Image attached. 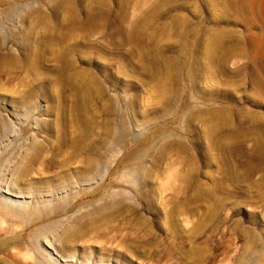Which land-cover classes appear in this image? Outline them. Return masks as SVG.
I'll use <instances>...</instances> for the list:
<instances>
[{
  "label": "rangeland",
  "instance_id": "1",
  "mask_svg": "<svg viewBox=\"0 0 264 264\" xmlns=\"http://www.w3.org/2000/svg\"><path fill=\"white\" fill-rule=\"evenodd\" d=\"M223 1L178 0L177 7H173L148 0L147 7L152 4L159 7L151 16L154 21L149 19L142 24L138 32L141 37L137 34L134 40L129 39V33L142 12L148 11L147 7L141 10L139 5L144 0H132L131 6L124 7L120 6V0H10L0 5V41H7L6 49H0V79L9 88L14 86L19 92L15 96H33L32 103H21L15 108L10 102L11 90L0 89V199L15 203L16 207H27L31 212L41 210L45 216L38 220L32 218V222L31 218L22 216L23 220L0 214V264H39L43 255L56 264H235L236 259L243 256L247 239L259 236L263 240L264 201L260 196L264 189L255 184L263 178L264 172H255L247 157L236 151L229 150L225 156L216 149L211 152V141L205 131L213 114L208 116V110L190 119L185 110L186 106L202 111L227 104L234 116L243 111L264 116V98L253 88L252 78L242 77L235 87L227 85L224 75L215 69V81L210 77L212 71L203 53L211 27H224L239 35L229 40V46L236 45L237 39H249L251 32L260 34L261 28L264 29V24L253 19L251 32L248 31L245 20L225 10ZM86 5H98L94 20L88 17ZM248 11L253 13L250 8ZM225 14L230 16L229 21ZM125 17L126 23L123 22ZM78 23L84 29L73 32V25L79 26ZM161 28H166V34L162 31L164 36ZM183 32L187 33L184 39L181 38ZM51 44L57 53L51 50ZM77 44L88 54L75 53L79 71L86 69L95 82L106 89L104 98L96 94L88 97V114L94 119L92 140L110 145H102L98 156L90 158L83 154L77 163L70 162L67 166L63 161L69 149L63 145L60 135L67 130L74 136L75 128L70 125L76 113L74 95L65 87L67 84L61 83L63 74L55 71L65 67L57 60L58 55L68 46ZM141 46L160 50L152 54L158 63L153 70H168L170 76L175 72L173 56L179 54L181 57H178L183 58L182 75L173 77L167 85L169 96L175 100L174 107L162 105L156 76L134 68L140 64ZM31 47L36 49L33 57L41 75L35 72L33 75L28 69L26 60ZM256 47L263 55L264 64V43L257 40ZM254 54L234 58L228 69L236 71L247 65L264 77L263 70L254 65ZM189 71L195 74L193 79ZM215 92L216 101L210 102ZM109 98L116 101L113 111L107 108ZM107 101L109 105L105 104ZM233 115L228 121L230 127L235 126ZM213 120L219 123L221 133L227 131L223 118L215 116ZM117 124L119 129L127 126L129 137L124 142L113 141L108 135ZM252 146L248 143L246 148L251 150ZM207 151L210 154H206ZM96 158L102 161L92 172V179L85 184L78 181L86 176L82 172L86 162L96 161ZM228 164L233 168L232 173H240L236 174L234 183L224 180ZM23 168L26 175L19 174ZM131 173L139 181L138 192L132 186ZM184 174L193 177L190 183L183 185L180 176ZM215 182L225 185L232 194L226 209H222L215 222L206 226L201 234L195 235L189 230L194 223L207 221L211 205L207 201L196 202L194 214L183 213L177 218L184 233H172V221L167 215L186 200L196 185L211 187ZM57 184L63 187L57 189ZM15 185L25 188L32 197L8 194V189H17ZM119 190L130 193L129 199L122 201V198L117 205L108 204L100 215L98 210L107 204L108 193ZM56 208L61 210L55 212ZM12 222L18 224L13 227ZM236 225L241 229H236ZM65 253L76 254V257L68 259ZM190 254L194 256L193 261ZM260 264H264V258Z\"/></svg>",
  "mask_w": 264,
  "mask_h": 264
},
{
  "label": "bare ground",
  "instance_id": "2",
  "mask_svg": "<svg viewBox=\"0 0 264 264\" xmlns=\"http://www.w3.org/2000/svg\"><path fill=\"white\" fill-rule=\"evenodd\" d=\"M121 1L122 0H120V2ZM9 2H10V0H0V5L7 4ZM131 2H132V0H124V1L121 2L120 6L124 7L126 4L131 6ZM177 2H178V0H158L159 4H164V3L172 4V5H174L173 7H177V5H176ZM147 4H148V0H144L143 3H140L139 5H141V7H142L141 10L145 9L147 7ZM159 4H152V5L148 6L147 7L148 11L147 12L143 11L142 14L140 15V18H138L136 20L137 22L135 21L136 22L135 24L133 22L134 25L131 26L130 33L128 32L130 34L129 35V39H132V38H133V40L136 39L135 36L137 34H138L137 36L141 37L140 36L141 34L138 33L139 31H141L140 30L141 29L140 27H142L141 25L146 23V22H148L149 19L150 20L152 19L151 21H154V18H152L151 16L158 9V7H159L158 5ZM222 5H223L225 10H227L229 12H234L236 16L238 15L239 17H241V19H243V21L245 20L246 24L249 27L248 31H250V32H251V29H252L251 28V26H252V22L251 21L253 19L254 20H258L260 24H264V16H263L264 0H224L222 2ZM93 6L94 5H89L86 8L87 15L91 19H92V17L94 15H96V13L99 12V11L97 12L98 8L96 9V7L98 5L96 7L95 6L93 7ZM208 6H209V4H208ZM249 8H250V10L253 11V13H250L248 11ZM100 11H102V10H100ZM224 13H227V12H224ZM224 17H225L226 20L229 21V19H230L229 17L230 16L227 17V14H225ZM182 19H184V18H182ZM92 20H94V19H92ZM61 21H63V20H61ZM151 21H149V23ZM123 22L124 23L127 22V17H125L123 19ZM181 24L184 25L183 22ZM221 26H222V24H221ZM163 27H167V26H163ZM82 28H83V25L79 24V26H76V27L73 25L72 29H73V32H75L76 30H80ZM210 29H211L210 30V37H209V39H208V41L206 43V46H205L206 49H205L203 54L205 55V57L207 59V62H208V65H209V68L212 71V72L210 71L212 73L211 76H210L211 79H213V81H215L214 78H215V73L216 72L213 71L214 69L216 71L220 72L221 75H224V77L226 78V84L227 85H232V86H235L236 84L238 85L239 81L242 80V77H244V76L247 77L248 76V77L252 78V82H253L252 86L257 91V93L259 94V97L260 98H264V77L263 76H260L253 68H251L250 66H247V65L239 67L236 71H231V70L228 69V66L230 65L231 61L234 58H244L246 56H249V54H251V53H255L254 54V58H253L254 65L256 67H258V68H261L263 70V72H264V64L262 62L263 60H261L263 55H262L261 51L259 49H257V47H256V41L257 40L261 41L262 43H264V29L261 28V30H260V34L261 35L251 32L250 36H249V39H247V40L246 39L245 40L244 39H237V44L236 45L234 44V45H231V46H229V44H228V42H230L229 40H232L234 38H238L239 37V35H237L233 30H228L227 31L224 27H220V26H217L216 28L213 27V29L211 27ZM165 30H166V28H161L160 32H162V31L165 32ZM169 31L171 33L170 29H169ZM181 32H182V29H181ZM123 33H125V31ZM162 34H163V32H162ZM165 34H166V32H165ZM165 34H163L162 36H164ZM168 34H167V37H168ZM185 34H187V33H185V32L182 33V35H181L182 39L185 38ZM126 36H128V35H126ZM139 37H137V38H139ZM131 43H132V41H131ZM226 43L228 44L227 46H229V47L226 46ZM134 45H135V43H134ZM145 45H147V44H145ZM5 46H7V41H3V42L0 41V49L5 48ZM149 46H147V47L141 46L140 47V50H139L140 52L138 54L139 60H140V64L138 63L139 66L136 65L137 67H134V66L133 67L137 71H141V72H144V74H148V75L153 76V77L156 76V78H158L159 81H158V84H157V88L160 91L161 103L165 107L172 108V107L175 106V100H174V98H171L169 96V94H168L169 93L168 92V86L167 85L171 82V79H173V77L174 78L175 77L180 78V75H182L181 71H182V68L184 66V61L182 60L183 58L182 59L179 58L178 57V56H180L179 54L176 57L173 56L174 58L172 60L174 61L173 65H174L175 72H173L174 76H172L173 74L170 76L169 73H168V70H167V72L164 71V69H162L161 72H159L156 69L153 70L158 63H157L156 59L152 57V54H153V52H158L159 53L160 50L159 49H154L152 47L149 48ZM152 46H154V45H152ZM82 47H80L78 44L76 46L72 45V46H68V48H66L65 51L61 52L58 55L57 60L59 59L60 62H63V64H61V63L60 64L63 65V66L65 64V67L64 68H60L59 72L57 70L55 71V72H57L59 74H63V77H62L63 81H61V83H64V85L67 84L65 87L70 88V90L73 92V95H74V98L72 97L74 99L73 100L74 101L73 108H74V110L76 112V113H74L75 116L73 118H71V120H70L71 127L75 128L74 136L71 137L69 135V133L66 132L67 130L66 131L65 130L61 131V135L59 134L60 137L62 138L63 145L66 148L69 149V150L67 149L68 150L67 154L66 155L64 154L65 155L64 156V161H63L64 165L70 164V162L71 163H74V162L77 163V161H79V158H81V156L83 154H86V156H87V154L90 155V158H92L91 155L98 156V154L102 153V151H101L102 148H103L102 145L104 146V145H108L109 144L107 142H106L107 143L106 144L105 142L99 143V142H95L94 140H92V138L94 136V123H93L94 119L92 118L93 115L91 117V116H89L91 114H88V111H89L88 110L89 109L88 105L90 104L89 103L90 100H89L88 97L93 95V94H96V96L99 97L100 99L104 98L106 89H104L101 86V84L99 85L97 82H95V80L91 77V75H89V72L87 73L85 71L86 69L84 70V68H83V69H81V71H79V68L76 66V61H75L74 55H75V53L77 51L79 53H81L82 56L88 55L84 51L85 49L83 50L84 47L83 48ZM90 48L92 50V47H90ZM90 48H89V50H90ZM51 50L53 52L57 53L56 50L54 49V45L53 44H51ZM35 54H36L35 47H31L30 55H29L28 59L26 60V62H27V65H28V69L32 71L31 72L32 74L35 72L36 74L41 75L42 73L39 70L40 66L38 68L37 60L33 57V55H35ZM2 58L5 59V56L2 57ZM139 60H138V62H139ZM125 71H126V69H125ZM43 72H45V71H43ZM27 73H30V72L28 71ZM188 75H189V77L191 79H193V77L195 76V74L192 71H189ZM5 77H7V76H5ZM44 78H45V76H44ZM15 79H16V77H15ZM17 80L18 79H16V81ZM20 81L22 82L21 78H20ZM1 82H2V78L0 79V89L7 91V89L9 87L6 86L3 82L2 83ZM12 83L13 82L11 81L10 85ZM23 83H24V81H23ZM23 83H22V85H23ZM14 85H15V83H14ZM5 87H8V88H5ZM9 89L11 90V93H12L10 102H12V104H13V106H15V108L18 107L21 103H32L33 102L32 94H25L23 96L21 94V98H20V96L19 97L15 96L19 92H17L14 89V86L12 87V89H14V91H16V92H14L11 88H9ZM9 89H8V91H9ZM215 94H216V92L211 95V99L209 100L210 102L211 101H213V102L216 101V99H215L216 95ZM108 101L110 102V105L108 104ZM108 101L105 104L106 105L108 104L109 106H107V108H110V109H112L111 111H113V109L115 108V105H116V101L114 99H112V98H109ZM259 102L261 103V101H259ZM87 107H88V109H87ZM185 110H186V114H188L187 115L188 118L190 117V119L193 118V117H197L196 115H198V114H200V113H202L204 111L207 112L208 110H209V115L208 116H211V113L213 114V117H209L211 119L210 120L211 122L207 124L208 128L205 131L206 137L209 139V141H211L210 151H211V149H214V150L216 149V150L219 151L218 153L222 154L223 156L227 155L226 153H228L229 150H233V152L236 151L238 153H241V155H245L247 157L249 165L252 167V169L255 172L256 171L264 172V116L262 114H259L258 112L255 113V112H251V111L250 112L249 111H243L242 114L241 113H239V114L237 113V115L234 116L232 114L231 108L227 104H222V105H219V106H216V107H211L210 106L209 108H207L205 110H202V111L200 109L192 110L190 107L188 108L186 106ZM114 111H116V110H114ZM232 115L235 118V126L230 127L228 121H229L230 117H232ZM215 116L218 117V118H220V117L223 118L224 124L227 125V131L225 129V131H226L225 133H221L222 131H221V128L219 126V123L215 122L213 120V118H215ZM58 120H60V117H59ZM246 122H248L249 125H246V127H245L244 124ZM126 127L127 126H124L123 129L122 128L119 129L118 128V124H117L116 127L114 126V128L109 131L108 135H110V138L113 141L118 140V141H123L124 142V141H126V138L129 137L128 134H127ZM219 133L224 134V135L222 136L220 134V136H219ZM111 139H110V142H111ZM208 139H207V141H208ZM248 143L253 144L251 150H248L246 148V145ZM207 144H206V146H207ZM146 149H148V148H146ZM214 153H216V152H214ZM238 153H235V154H238ZM132 154H133V152H132ZM206 154H210V152L207 151ZM137 155H138V153H137ZM139 156H140V154H139ZM97 158H96V161H94L92 159H89L86 162L85 167L82 170V172H84L86 174V176L82 177V178H79L78 181H81V182H83V184H85L86 182H89L92 179V175H91L92 172L99 168V166L101 165L100 163L102 161V160H99V159L98 160L100 162L97 161ZM99 158H101V157H99ZM222 158H224V157H222ZM208 164H210V163H208ZM250 166H248V167L250 168V171H251V167ZM25 167H27V166L24 165V168ZM24 168L19 171V174L20 173H24ZM25 170H27V169H25ZM232 170H233V168L228 164L227 167H226L225 173H224V175L226 176L227 179L224 178V180L225 181L227 180V181H230V182L232 181L234 183V181L236 182V174H238V173L234 174V173H232ZM80 171L81 170H79L78 172H80ZM254 173L252 172V174H254ZM252 174H250V175L252 176ZM129 175H132L131 183H132L133 188L136 189V191H137V189H138V187H137L138 179H137V177H135V174H133V173H131ZM190 175H192V174H190ZM190 175L187 174V176H186L184 174V175L180 176V179L184 182L183 185L186 184V183L188 184V182L190 183L192 181V177L193 176H190ZM22 181H23V179H22ZM195 181H197V180H195ZM73 183H75V182H73ZM195 184H198V183H195ZM78 185H80V184H78ZM139 185H140V183H139ZM199 185L200 184L196 185L194 187V189L192 187L189 192H191L192 189H193V191H192L191 194L188 195L187 198H185L186 200L178 203L177 207H175L174 210L171 211V213L169 215H167L168 218L172 221L171 222L172 227H170L172 233L177 234V235H181L182 233H184V230L182 228L183 225H182L181 221H179L177 218L183 213H189V215L190 214L191 215L194 214L195 208H194L193 205L196 202L207 201V203L211 202V205L208 208L209 209L208 210L209 211V215H208L209 217H208L207 221L205 220V222L194 223V226L189 230V232L195 233V235H197L196 233L201 234V232L204 231L206 226H208L211 223L215 222V220L217 219L218 213L222 209H224V208L226 209V206H227L228 201L230 200L232 194H231V192H228L229 190L228 191L226 190V187H224L225 185H222V184H219V183H216V182L213 183V185L211 187L210 186L204 187V186H202V184L200 186ZM60 187H63V186H59L58 185L57 189H59ZM64 187H66V186H64ZM185 187L187 188V186H185ZM255 187L264 189V174H263V178L259 182H257L255 184ZM16 188H17L16 190L8 189V194H10L13 197H19V198H31L32 197V195H30L31 193H28L27 191H25V188H22L20 185L16 186ZM69 189H70V187H69ZM114 192L115 191H113L112 193L109 192L110 194L108 193V196H107L108 198L106 199V201H108L107 204L106 203L105 204L102 203L103 205L98 210V213H100V215H102L105 212L106 207H107L108 204L117 205L118 202L120 201V199L123 198L122 201H124V199H126V200L129 199L130 193L128 194V192H126V191H120L119 190V191H116L115 193ZM139 193H140V191H139ZM104 195L106 196V194H104ZM241 196H243V195H241ZM240 199H242V198H240ZM260 199L262 201H264V192L260 196ZM247 201H249V199H247ZM14 204L13 203H9L7 201H3V200L0 199V214H2V215L3 214H5V215L8 214V215H10L12 217H22L23 216V217L31 218V220H32V218L37 219V220L45 218V216L43 215L44 213L41 210L35 209V211L31 212V211H29V209L27 207L23 206V207L20 208V207L14 206ZM58 209H60V208H56V209H54V211L57 212ZM12 217H9V218L14 219ZM23 217H22V219L24 220ZM15 219H17V218H15ZM169 219H167V221ZM25 221H28V220H25ZM29 221H30V219H29ZM14 222L16 223V221H14ZM32 222H33V220H32ZM223 222L224 221H222V223ZM168 223H169V221H168ZM12 224H13V227H15L18 224V222H17V224H14L12 222ZM12 224H11V226H12ZM54 224H56V222ZM58 225H59V223H58ZM51 226H53V225H51ZM234 226H235V224H234ZM209 227H211V226H209ZM238 228L241 229L239 227V225H236V229H238ZM51 230H52V227H51ZM242 233L244 234L245 231H243ZM249 234L247 233L248 236H249ZM250 236L252 237L253 235H250ZM185 237H186V235H185ZM244 238H245V236H244ZM246 241L247 242L244 245V250H243L244 253L242 254L243 256L238 257L236 259V261H235V264H260L263 261V258H264V238L262 240V238H260L259 236L258 237L255 236L253 239L249 238ZM184 245H186V244H184ZM183 250L184 249H182V251ZM195 250H198V249L195 248ZM188 253H186V254L188 255ZM65 254L67 255V257H70L68 259H74L76 257L75 256L76 254H73V253H65ZM187 255H185V256H187ZM190 255H192V254H190ZM57 256L61 257L58 254H57ZM193 257L194 256L192 255V260L191 261H193ZM41 258H42V260L40 261L39 264H56L55 261H53V259H50V257H47V256L43 255V256H41ZM194 259H197V258H194ZM63 260H65V259H63ZM101 262L103 263L105 261L101 260ZM195 263H197V262H195ZM80 264H83V262H81Z\"/></svg>",
  "mask_w": 264,
  "mask_h": 264
}]
</instances>
